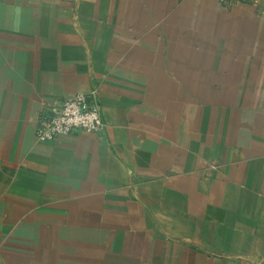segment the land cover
Masks as SVG:
<instances>
[{
  "label": "crops",
  "instance_id": "0c3cea01",
  "mask_svg": "<svg viewBox=\"0 0 264 264\" xmlns=\"http://www.w3.org/2000/svg\"><path fill=\"white\" fill-rule=\"evenodd\" d=\"M0 264H264V0H0Z\"/></svg>",
  "mask_w": 264,
  "mask_h": 264
},
{
  "label": "built area",
  "instance_id": "2783aa9c",
  "mask_svg": "<svg viewBox=\"0 0 264 264\" xmlns=\"http://www.w3.org/2000/svg\"><path fill=\"white\" fill-rule=\"evenodd\" d=\"M227 7L239 0H219ZM106 126L97 90L78 92L58 103L43 107L37 126L41 141L56 140L78 131L95 133Z\"/></svg>",
  "mask_w": 264,
  "mask_h": 264
},
{
  "label": "rangeland",
  "instance_id": "374dc122",
  "mask_svg": "<svg viewBox=\"0 0 264 264\" xmlns=\"http://www.w3.org/2000/svg\"><path fill=\"white\" fill-rule=\"evenodd\" d=\"M18 9H21V8H18Z\"/></svg>",
  "mask_w": 264,
  "mask_h": 264
}]
</instances>
